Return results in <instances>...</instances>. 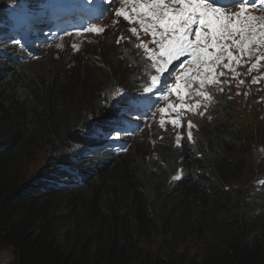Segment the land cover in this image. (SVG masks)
<instances>
[{"label":"trees","instance_id":"obj_1","mask_svg":"<svg viewBox=\"0 0 264 264\" xmlns=\"http://www.w3.org/2000/svg\"><path fill=\"white\" fill-rule=\"evenodd\" d=\"M2 1L0 38L15 23L13 2L20 0ZM111 35L113 57L123 44ZM2 48L0 245L11 250L14 264H264V187L240 183L226 192L221 186L242 177L247 151L264 165V137H245L230 98L217 100L192 139L178 142L174 133L161 132L144 157L114 152L85 159L84 147H72L78 131L85 144L83 136L93 130L83 102L90 96L98 115L111 114L99 105L101 80L75 84L69 71L35 76L14 61L16 46ZM123 50L138 61L131 46ZM132 70H123L130 85L140 75ZM42 149H51L44 166ZM186 158L200 168L173 185L171 176Z\"/></svg>","mask_w":264,"mask_h":264},{"label":"rangeland","instance_id":"obj_2","mask_svg":"<svg viewBox=\"0 0 264 264\" xmlns=\"http://www.w3.org/2000/svg\"><path fill=\"white\" fill-rule=\"evenodd\" d=\"M135 1L136 0H131L129 4H135ZM219 3L228 4L223 2H219ZM255 3L257 5L255 7L247 4L245 5V8L247 9L246 14L255 15V16L261 15V13L264 14V8L262 9L261 7H259L260 0H255ZM81 8L82 6L73 4L70 5L68 9L80 10ZM92 9L89 8L88 12L93 13L94 11ZM94 9L97 11V8ZM119 10H126V6L119 5L118 2H116L108 9L104 10L105 17L101 18V22L98 21L92 24L94 25L93 27H100L104 29L100 33H94L91 31H87L85 33L71 34V35L69 33L65 36H61L58 38L57 37L49 38L51 39L52 43L43 48H38L37 46V48L35 49L36 50L35 54L41 52L48 53L46 59H44L45 62L39 61L40 62L39 64L41 65L45 63L44 66L43 65L33 66L32 64L31 65L28 64L20 67L27 68L29 72H31L35 76L45 71H49V72L69 71L71 74L73 73L71 80L75 84H79V85L89 80L93 81L94 84L96 81L101 80V83L103 85V90L107 93H110L111 96L112 95L115 96L111 99H117V98L123 99L122 101L117 102L120 104H123L125 100H128L132 96L143 95V93H145L143 91L144 87L147 85V82L150 81V76L155 74V72L154 70H148V66L151 63V60L148 54L145 52V50L143 48L138 47V45L140 43H147L149 45V48H155L156 45L152 42L153 39H149L148 37L142 35L143 30L141 25H139L138 23H132L128 20H125L123 16H117L116 12ZM224 10L226 14L233 15L239 13L241 9H240V5L236 4ZM57 12H59V10L56 9V13ZM129 14L133 15L131 13ZM21 16L23 17V15ZM21 16H18L17 19L20 20ZM52 17H53L52 15L45 16L43 21L48 23L52 19ZM114 17L117 19H113ZM85 19L87 18L85 17ZM132 27L137 28L139 33L138 36L133 35L131 33ZM45 28H46L45 30L53 29L52 25H49ZM71 28L72 26H67L65 30L68 31ZM111 34L116 35L115 40L119 38L121 42L125 37L128 38L134 37L135 38L134 42L136 41L138 42L136 46V50L134 52L135 54L134 58H137L138 61L134 62L129 57V52H125L122 49H114V54L112 57L111 52L113 48L110 47L109 43L107 42V39L111 38L112 36ZM43 36H45V34ZM28 37L29 36H27V38ZM77 37L78 40H76ZM14 44H16V41H13L12 45ZM124 45L127 46L128 44L126 43ZM245 56L246 58L244 57L245 58L244 65L240 61L239 63H237L235 61L226 62L225 60L224 63H231L234 69H237V67H242V71L245 74V77L249 81L245 80L244 77H237L235 71H231L230 69H225L222 66H220L219 69H221V71L225 73L224 76L219 77V80L222 83L216 86H208L204 89V91H207L211 94L212 96L211 100H205L203 97L197 95L196 91H192L191 98L186 97L184 100H180L178 98L179 104L184 103L186 105H192L194 107L197 103H199L200 104L199 109H196L194 111H189L187 108L178 111L173 109H168L169 104H173L177 106L178 109L179 104L177 103L176 100L172 99L171 101L169 100L166 102L168 103L167 105L166 104L164 105V108L168 109V111L161 112V116L158 114L154 118L151 109H146L148 112L147 116L146 117L140 116L139 118L137 117L138 120L136 122L137 123L136 126L128 123V121L134 119L135 116L128 117V115L123 114L125 112L123 109L120 115L124 119L128 118L125 124L127 125L129 124V126L135 127V129L133 130H128L126 128H124V130H126V132L129 131L131 133L136 131L137 129H139L140 131L138 134H135L136 136L139 137L135 138L132 141L131 140L129 141L128 146H130L131 149L128 150V153H131L133 157H135L137 153L140 154V156L144 157L148 154V151L153 152L154 139L156 135L164 131H168V132L175 131L174 134L176 135L178 142L187 139V122L188 121L192 122V124L194 125L193 129H195L196 125L198 127L203 117L210 113L211 109L213 108L218 98L224 95L230 98L236 110L237 119L243 127L245 137H247L249 140L260 139L262 136L264 137L263 134L264 133V59L261 58L260 52H257L255 55L248 54ZM181 59L183 60V57ZM121 63L123 65L122 67H120ZM174 63L179 64L180 61H175ZM252 64H257V67L251 69ZM126 65L133 66L132 73L136 70L139 71L140 75L136 78L135 81L140 82L143 85L141 91L139 90V86L137 83H135V81H134V87L132 89L129 88L125 82L124 84L121 83L120 79L124 80L127 76L126 74L123 73L124 67ZM185 65H187V63H185ZM98 66L103 68V70H98ZM249 69H251V71H249ZM183 71H184L183 69H178L174 75L180 76L183 73ZM114 73L116 74L117 79L113 78ZM254 80H256L257 82L254 83L253 82ZM178 82L180 84L184 83V81L182 80ZM192 88L199 89L198 83H194L192 85ZM221 88L223 89L222 91L220 90ZM157 93L151 96L148 93L145 94H147V96H149L152 99L157 95ZM172 94L173 93H169L168 97H170ZM181 95H183V92H181ZM80 96L83 102L84 91L81 92ZM77 102L78 103L80 102V98L77 100ZM83 103L85 106L84 113L87 115V117L89 118L91 115H95L96 107L93 101L91 100V97H88L87 100L84 101ZM153 109H155V107H153ZM77 113L81 114L80 108L77 110ZM89 113L92 114L90 115ZM88 118L84 120H87ZM143 119H146V121H144ZM162 119L164 120L163 125H161ZM172 119H178L180 120L181 123L176 126H173L170 123ZM90 120H92V118ZM79 123H82V121ZM185 123L186 126L184 127ZM148 124L149 127H145V125ZM118 131H121V129L111 130L113 134H109L108 137H115L119 139V136H123V135L119 134ZM80 133H81L80 131L77 132L78 138L77 140L72 142L75 145L71 143L74 151H77L84 147V143L81 142L82 136ZM50 152L51 149H49L47 152L46 150L42 149L41 154L39 153L38 163L39 165L41 164L40 166H44L46 164L47 161L45 159L46 156H49ZM98 152L99 154H101L103 150H100ZM83 156L85 159H88L91 158L90 156L97 157L98 154L89 153L87 151L86 153H83ZM191 162L188 161L190 165L189 164L185 165L184 170L188 168L189 170L194 171L195 168H196L195 170L200 168L197 165H195L196 166L195 167ZM255 163L257 164V162H255L254 160V156L252 154H248L246 167L244 168V172L242 171L243 172L242 177L232 179L230 182H225V184L221 185V186L225 185L223 189L231 191L233 186L240 185V183L244 184L245 186H247L248 183L250 185L256 183L259 179L257 175H259L260 171L258 166L255 165ZM36 168H37L36 165L34 167L30 166L29 170L31 169L34 171ZM175 173L178 174V170ZM216 189L217 188H214L212 189V191H215ZM11 253L12 252L10 249L6 247H2L0 245V264H14L13 260L11 259L12 258Z\"/></svg>","mask_w":264,"mask_h":264},{"label":"snow or ice","instance_id":"obj_3","mask_svg":"<svg viewBox=\"0 0 264 264\" xmlns=\"http://www.w3.org/2000/svg\"><path fill=\"white\" fill-rule=\"evenodd\" d=\"M116 2L117 0H110L111 5ZM236 4L240 5V12L226 14L224 9ZM246 4L257 6L255 0H230L228 4H220L219 0H138L131 7L133 15L125 10L117 11V16L141 25L144 33L151 34L152 42L156 45L155 48H149L147 43L138 45L148 54L151 68L155 72L143 91L150 96L159 92L165 100L169 93H176L180 100H184L186 97L191 98L192 91H196L205 100H211V94L204 89L222 83L219 77L225 73L218 71L220 66L235 71L231 63H224L225 59L239 63L234 51L250 55L260 52L264 59V17L246 14ZM259 7L264 8V0H260ZM88 30L100 33L104 29L90 27ZM131 33L139 35L136 27L131 28ZM175 61L180 63L176 64ZM185 63L188 66L182 75L175 76L176 71L183 68ZM256 67L257 64H252L251 69ZM181 80L184 81L183 84L178 82ZM194 83H198L199 89L192 88ZM142 99L145 98H130L129 109ZM185 108L194 111L200 108V104L193 107L181 103L178 109L173 104L168 105V109L177 111ZM168 109L160 111L167 112ZM170 123L176 126L181 122L172 119ZM163 124L162 119L161 125ZM193 127L192 122L188 121V139H192Z\"/></svg>","mask_w":264,"mask_h":264},{"label":"bare ground","instance_id":"obj_4","mask_svg":"<svg viewBox=\"0 0 264 264\" xmlns=\"http://www.w3.org/2000/svg\"><path fill=\"white\" fill-rule=\"evenodd\" d=\"M2 1V0H1ZM0 1V2H1ZM3 2V1H2ZM2 8V7H1ZM43 8H45L49 13H53V11L54 10H52V9H49V8H46L45 6H40V9H43ZM58 10V9H57ZM1 11V10H0ZM4 11V10H3ZM3 14V13H2ZM107 15V14H106ZM105 17V15H104V10H103V12H100V13H98V14H95V16H94V18H93V20L95 21V22H98V21H100L101 22V18H104ZM70 19V18H69ZM6 20V19H5ZM9 22V21H8ZM9 24H12V21L9 23ZM2 25V24H1ZM94 25H92V24H90V25H87L86 27L85 26H83V27H78V29H76V30H74V31H72V33H70V35L71 34H78V33H85V32H87V31H89L88 29L90 28V27H93ZM67 26H62V27H60V30H65V28H66ZM72 28H73V26H72ZM72 28L70 29V30H72ZM46 28L45 27H41L40 29H39V34L40 35H44V34H46V30H45ZM33 30V25L29 28V38H24L22 41V47L21 48H18V41H16V44H14V45H12V47H17V49H19L20 51H21V53H19V58H14V61L15 62H17V65L20 67V66H25V63H27V65L28 64H30V63H35V64H38V65H40V66H44V64H39L40 62L39 61H43V62H45L44 61V59H46V57H47V55H48V53L47 52H41V53H38V54H35V49L37 48V46H38V48H43V47H45V46H47V45H49V44H51L52 43V41H51V39H46V40H41V39H37V38H35L34 36V33H31V31ZM22 36H25V33H23L22 34ZM28 36V35H27ZM7 38V37H6ZM43 38L45 39V36H43ZM14 41V40H13ZM0 49L2 50L3 48H2V46L0 47ZM22 50H24V54L26 55V56H28L29 57V62H26V58H25V56L23 55V53H22ZM260 68H262V67H260ZM73 75V74H72ZM98 94V93H97ZM109 94V99H111V94L110 93H108ZM94 95H95V93H94ZM100 95V94H99ZM143 95H144V97H143ZM143 95H135V96H132V97H130V98H145V99H142L141 100V102L140 103H138V104H136L134 107H132L131 108V110L129 109V106H128V101H129V99L128 100H125L124 102H123V104H120V103H117V102H120V101H122L123 99H121V98H117V99H111V100H117V101H115L114 103H109L108 102V100L107 101H105L104 99L102 100V102L99 104L100 106H101V104H103V105H110V109H108V110H103V111H106V112H111V114H108L109 115V117H111V119H109L108 121H107V124L109 125L110 123H112L113 121H114V123H113V125H112V127L111 126H108L109 127V132H105L104 131V129L99 125V118H100V115H98L96 112H95V115H91L90 113V117L86 120V122L87 123H92V126H93V130H90L89 131V134L90 135H87L88 136V139H86V137H84L83 136V140H84V142H85V144L87 145V146H90V145H96V143L97 142H99V141H101V140H99V139H102L103 140V142H104V144L106 143V141H109L110 143H112V144H114L117 148H121V149H124V148H126L127 146H128V143H129V141L131 140H134L135 138H137V137H139V136H136L135 134H138L140 131H139V129H137L136 131H134V132H129V131H127L126 132V130H124V128H126V129H128V130H133V129H135V127L134 126H129V124H133V125H137V120H138V118L140 117V116H143V117H146L147 116V110L146 109H151V108H148L149 107V101L151 100V98L149 97V96H147V94H145V93H143ZM95 96H97V95H95ZM101 96V95H100ZM90 97V96H89ZM104 97V96H103ZM220 98H221V96L218 98V100H220ZM96 101V100H95ZM223 101V100H222ZM228 100H226V102H227ZM221 102V101H220ZM95 103V102H94ZM228 103H229V101H228ZM97 104V103H96ZM223 104V103H222ZM224 104H225V101H224ZM98 105V106H99ZM221 105V104H220ZM99 106V107H100ZM128 106V107H127ZM231 106V105H230ZM95 107H97V106H95ZM222 107H224L223 105H222ZM218 108V107H217ZM226 108V107H225ZM124 109V113L123 114H125V115H128V117H131V116H135L134 117V119H131L130 121H128V125L127 124H125L126 123V120L128 119V118H123L121 115H120V113H121V111ZM221 109V108H220ZM222 110V109H221ZM225 110V109H224ZM229 110V109H228ZM215 111H217V110H215ZM214 111V112H215ZM231 111V110H230ZM220 114V113H219ZM95 116V117H94ZM215 116V115H214ZM216 116H218V115H216ZM221 116V115H220ZM83 117H84V115H83ZM85 117H87L86 115H85ZM84 117V118H85ZM114 117H116L117 119H115ZM138 117V118H137ZM235 116H233V118H234ZM92 118V120H90ZM215 118V117H214ZM222 118V117H221ZM95 119V120H94ZM98 120V121H97ZM144 121H146V119H143ZM208 120V119H207ZM233 120V119H232ZM206 121V120H205ZM204 121V122H205ZM213 121H215V120H213ZM235 121V119L233 120V122ZM82 123H83V121H82ZM142 123V122H141ZM236 124V123H235ZM204 125H205V123H204ZM144 126V125H143ZM145 127H149V124L148 125H145ZM113 129H121V131H118V133L119 134H122L123 136H119V139H117V138H115V137H108V135L109 134H113V132H111V130H113ZM203 130V129H202ZM240 130V129H239ZM83 132H82V134L83 135H86V131L84 130V128H83V130H82ZM197 131V130H196ZM243 131V130H242ZM117 132V131H116ZM200 132V131H199ZM240 132V131H239ZM244 133V132H243ZM240 134V133H239ZM253 134V133H252ZM132 136V137H131ZM194 136H196V134L194 135ZM164 137V136H163ZM241 137H242V135H241ZM166 138V137H165ZM177 141V140H176ZM183 143V142H182ZM248 143V142H247ZM74 144V143H73ZM157 144V143H156ZM232 144V143H231ZM75 145V144H74ZM159 145V144H158ZM173 145H174V143H173ZM248 145V144H247ZM256 145V144H255ZM82 146V145H81ZM249 146V145H248ZM257 146V145H256ZM158 147V146H157ZM178 147V146H177ZM189 147H190V145H189ZM254 147V146H253ZM263 147V146H262ZM103 148H104V145L102 144V143H100L98 146H94L93 147V150H95V154H99V152L98 151H100V150H103ZM175 148H176V146H175ZM229 148H230V146H229ZM232 148V147H231ZM256 148H258V147H256ZM178 149V148H177ZM183 149V148H182ZM244 149H245V147H244ZM258 151V150H257ZM114 152H116V153H118V152H120L119 150H117V149H114ZM68 153V152H67ZM72 153H73V151H72ZM83 153V152H82ZM125 154V153H124ZM248 154H250V153H248V152H246V156L248 157ZM259 155V154H258ZM263 155V154H262ZM71 156V155H70ZM176 156V155H175ZM242 156H243V154H242ZM91 157V156H90ZM177 157H178V155H177ZM71 158V157H70ZM172 158V157H171ZM243 158V157H242ZM251 158V157H250ZM177 159V158H176ZM182 159H185L184 157L182 158ZM258 159V158H257ZM259 159H260V157H259ZM170 160V159H169ZM261 160V159H260ZM259 160V161H260ZM168 161V160H167ZM188 161L189 162H191V161H193V160H189V159H187L186 158V160H185V163H186V165L187 164H189L188 163ZM245 161H246V158H245ZM244 161V162H245ZM258 161V160H257ZM191 163H193V165L195 166V165H197V163L194 161V162H191ZM260 163H262V162H260ZM167 164V163H166ZM245 164V163H244ZM256 164V163H255ZM263 164V163H262ZM190 165V164H189ZM170 166H172V165H170ZM184 166L185 165H180L179 166V168H178V174H176V173H174L172 176H171V182H172V184L174 183H176L178 180H180V179H182L183 177H184V174L188 171L190 174H192L193 175V173H197V170H195L194 169V171H192V170H189L188 168H186V170H184ZM241 166H243V164L241 165ZM256 166H259L258 165V163L256 164ZM255 166V167H256ZM264 166V165H263ZM262 166V168H264ZM196 167V166H195ZM198 168V167H197ZM244 168V167H243ZM258 168H260V169H262L261 168V166L260 167H258ZM259 169V170H260ZM170 170V169H169ZM253 170V169H252ZM166 171H168L167 169H166ZM254 171V170H253ZM164 172H165V170H164ZM250 172H251V170H250ZM168 173V172H167ZM262 173H264V169L262 170ZM169 174V173H168ZM188 174V173H187ZM171 175V174H170ZM175 177H179L178 179H176ZM257 177L258 178H261V175H260V173H259V175H257ZM254 178V177H253ZM225 179V178H224ZM163 180H165V179H163ZM169 180V179H168ZM226 180V179H225ZM211 182V181H210ZM213 182V181H212ZM225 182H227V180L225 181ZM240 182V181H239ZM251 182V181H250ZM214 183V182H213ZM221 183V182H220ZM166 184H167V182H166ZM173 184V185H174ZM223 184H225V183H221V185H223ZM168 186H169V184H167ZM167 185H166V187H167ZM246 185H247V183H246ZM248 185H250L249 183H248ZM258 184H256V186H257ZM225 186V185H224ZM224 186H223V188H224ZM234 187V186H233ZM232 187V188H233ZM258 188L260 187V185L259 186H257ZM222 188V189H223ZM262 189H263V187H261ZM255 189H256V187H255ZM161 190V189H160ZM232 190V189H231ZM260 190V189H259ZM226 192H228V190H226Z\"/></svg>","mask_w":264,"mask_h":264},{"label":"clouds","instance_id":"obj_5","mask_svg":"<svg viewBox=\"0 0 264 264\" xmlns=\"http://www.w3.org/2000/svg\"><path fill=\"white\" fill-rule=\"evenodd\" d=\"M16 1H18V0H16ZM27 2L29 3V6H31L32 8L33 7H35V9H33V10H30V12H29V17L26 19V20H22V22H21V24H22V26H21V29H19V30H17V29H15L12 25H10L9 27H7L5 30H4V32H3V34H2V36H1V38H0V40H1V46H9V47H11V48H13L12 47V43H13V40L14 39H12L11 37L13 36V35H17L21 30H23V31H26L27 32V34H26V36H22L21 34H18V36H20V44H17L18 45V48H21L22 47V40L24 39V38H27V35L29 36V28L33 25V30L31 31V33H34V37L35 38H37V39H41V40H46L47 38H56L57 36H56V34H54L52 31H49V32H46V34H45V39L43 38V36L42 35H40L39 34V29L41 28V27H43V25H46L47 23L45 22V21H43L44 20V18H45V16L47 15L46 14V9L45 8H43V9H40L39 10V5H41V6H45L46 7V5L45 4H47L48 2H49V0H41V1H39L38 3H36V2H32V5H31V0H27ZM64 2V0H59V1H57V2H55L54 4H56V5H60V4H62ZM39 4V5H38ZM13 5H15V9H17V8H19V7H21L22 5H25V8L26 7H28L26 4H22V2H18V3H16V4H14V2H13ZM29 8V7H28ZM74 12H75V9H72ZM33 11H36L35 13H33L32 14V12ZM14 12V11H13ZM13 12H11V15H12V13ZM57 14H59L61 17H57L58 18V20L59 21H55V22H50L49 24L50 25H52V28H54V27H56L57 26V24L59 25V22L61 23V18H64L65 20H66V23H65V20H64V22H62L61 23V26L60 27H62V26H66V24H68V23H71V22H73V20H72V16L74 17V13H73V15H67L66 14V16L64 17V16H62L59 12L57 13ZM58 15V16H59ZM79 17H81V15L79 16ZM70 18V19H69ZM41 19H43V20H41ZM55 23V24H54ZM47 26H49L48 24H47ZM34 30H36L35 32H34ZM17 31H19V32H17ZM115 37H116V35H114ZM7 37V38H6ZM29 38V37H28ZM124 39H126V38H124ZM15 41V40H14ZM116 43L117 44H120V41H119V38L116 40ZM127 44H128V46H131L132 48H133V52H135V50H136V48L133 46V44H131V42H126ZM136 45L138 44V42L136 41V42H134ZM11 44V45H10ZM123 46H125V45H122L121 47H119L118 49H122L123 50ZM19 53H21V51L20 50H18V53H17V55L16 56H18V54ZM148 70H153L152 68H151V63L149 64V66H148ZM219 71H221V69L219 70ZM235 74H236V76L237 77H244L245 78V80H248L246 77H245V74L243 73V71H242V67H237V69H235ZM129 77H127L126 76V78L124 79V80H121V83L122 84H124V82L128 85V87L129 88H133L134 87V85H130V83H129ZM249 81V80H248ZM137 84H138V86H139V90L141 91V89H142V87H143V85L140 83V82H136ZM111 98H113V97H115V96H110ZM222 97V96H221ZM105 101H107L108 99H109V94L107 93V92H105V94H104V98H103ZM172 99H174V100H176L177 101V103L179 104V102H178V96H177V94L176 93H173L170 97H168L166 100L163 98V95L161 94V93H157V95L154 97V98H152L150 101H149V107L151 108V112H152V114H153V116H154V118L157 116V115H155V112H154V110L155 109H153V107H155V108H157V107H160V106H162L163 107V109H165L164 108V105L166 104H168V103H166L167 101H171ZM115 101H117V100H111V99H109L108 100V102L109 103H112V102H115ZM217 102V101H216ZM215 102V103H216ZM104 106H106V108H107V110L108 109H110V105H104ZM161 112V111H160ZM211 112V111H210ZM161 116V115H160ZM207 116V115H206ZM205 117V116H204ZM203 117V118H204ZM111 117H106V116H100V118H99V125L104 129V131L105 132H109V125L107 124V121L110 119ZM186 126V123L184 124V127ZM197 128V125H196V127H195V129ZM195 129H192V130H195ZM164 132H168V131H164ZM175 132V131H174ZM174 132H172L171 131V133H174ZM159 134V133H158ZM132 137V136H131ZM103 139V138H102ZM102 139H99V140H101V141H99V142H97L96 143V145H90V146H87V145H85L84 144V152L83 153H86L87 151L89 152V153H94L95 152V150H93V147L94 146H98L100 143H102L103 145H104V148H103V152L102 153H104V154H106V153H114V149H117V150H119L120 152H118L117 154L119 155V154H126V153H128V150L129 149H131V147L130 146H127L126 148H124V149H121V148H117L114 144H112V143H110L109 141H106V143L104 144V142H103V140ZM92 157H94V156H91V158ZM89 159V158H88ZM261 182V183H260ZM255 184H258V185H261V186H264V178L262 177V178H259L258 179V181L255 183Z\"/></svg>","mask_w":264,"mask_h":264}]
</instances>
